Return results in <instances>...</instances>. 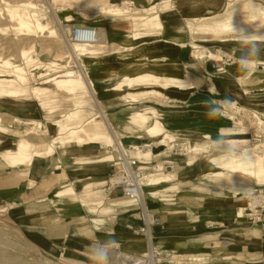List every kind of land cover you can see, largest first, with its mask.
Masks as SVG:
<instances>
[{
	"label": "rangeland",
	"instance_id": "obj_1",
	"mask_svg": "<svg viewBox=\"0 0 264 264\" xmlns=\"http://www.w3.org/2000/svg\"><path fill=\"white\" fill-rule=\"evenodd\" d=\"M6 1L14 4L21 0ZM31 1L36 5H42V11L45 15L49 14L46 13L47 5L44 0H40V3L39 0L37 2ZM51 2L53 1L51 0ZM109 2L131 9L123 17L113 22L117 27L118 25L126 26V31H124L126 37L118 41L111 40L108 37L106 48L104 50L100 48L102 53L80 59L82 69L94 80L95 85L100 88L104 95L100 98L102 102L99 100L102 104L99 105L101 112L104 111L110 115L124 110L125 114H117L120 122L113 126L110 125V131H112L118 144L120 143L128 151L144 150L146 143H149L152 153L156 154L164 148L158 146L161 138L164 139L162 143L166 144L168 149L173 142L179 139L190 140L196 146V152L193 154L186 153V156L188 155V159L191 161L188 163L191 165L190 168H194L191 173L194 172V175L198 176L195 180L196 187L199 188L197 193L206 197V206L200 211L202 215L206 216V234L203 237L206 238L207 244L205 247L203 246V239L194 243L186 237L178 240L175 236L167 234L168 232L161 225L157 227L152 224L151 230L153 229L156 235L155 241L158 242L156 245L157 250L153 252V255L156 253L153 259L152 254L147 252L145 248L146 236L139 232L142 225L138 226V229L126 230L122 234L123 238L118 239L116 236L120 234L114 228L116 222L113 218L115 213L121 210L120 203L103 201L106 198L103 190L107 188L114 168L111 167L110 162L117 158L115 155L117 149L114 148V145H111L109 148L103 147L98 153L99 155L97 154V156H109L110 154L107 162L92 163L93 166H100L97 169V175H104L106 180L104 179L102 183L93 181L90 186L85 182V178L88 176L85 167L91 166V163L84 165L85 167L76 165L78 169H74L70 164L62 165L57 160H52L53 157L58 155L57 150H55L50 157L45 156L48 159L46 168H62L61 175H45L40 179L39 176L18 175V177L16 176L18 182H24L26 179L27 181L24 185H21L23 184L21 183L18 188L14 186L13 189H11V185L13 182L16 183V180L13 179V181L11 176L3 179L4 186L10 188L6 189L8 191L4 190L3 192L4 202L0 201V264H131V261L137 259V262L138 260L141 262L142 258H148L149 255L150 258L148 260L144 259L145 262L142 261L140 264L143 262V264H148V261L149 264H264V213L255 223L248 220L244 221L243 217L236 218L235 216V212L239 208L244 209L248 203L253 201L252 197L254 195L259 192L264 193V185H257L251 177L227 172L209 162V158L214 156H238L243 154L244 151L250 150H255L258 154H261V145L264 142V84L262 85V81L264 82V22L261 18L259 23L248 20L250 25L248 30L240 32L231 30L227 33L206 36L208 41L198 39L191 32L193 29L197 31L198 25L223 19L229 14H236V10L243 3H259L264 7V0H109ZM53 4L51 6L54 11L59 10L57 12L67 14V16L71 15L74 17L73 20L77 22L106 23L105 20H102L103 17H99L101 13L97 12L104 4L103 0H54ZM2 6L3 4L0 2V9ZM148 6L151 7L150 10L146 8ZM82 13L93 17L84 19ZM140 15H155V18L146 28L147 35H142L137 40H133L127 36L133 30L131 16L137 17ZM198 17H206V20L195 21ZM160 21L162 24H160ZM9 24L6 15L0 14V25L8 26ZM66 31L65 28L63 32L66 33ZM102 33L101 30L100 34ZM247 35H253V38H257V40L244 41ZM63 39L61 37L59 42L58 39L48 38L47 33L35 34L31 37L14 35L10 31L0 33V56L18 57L21 48H29L30 46H33L32 53L35 52L33 54H39V60L32 62L33 66L27 68L29 73L35 70V74L29 75L26 71L29 84L28 93L18 97H4L14 108L11 111L12 113L9 112L6 115L0 113L4 122L12 126H10L7 134L1 135L0 150L6 147L13 148L22 136L30 141L28 143L30 150L35 148L43 151L49 145L51 139L57 136V131L53 128L44 132L36 128L37 123H51L59 117L60 113L74 108L71 97L61 90L49 92L45 96L37 98L31 92V88L40 86L42 82L45 85H50L49 78L64 77L63 72L68 71V68L76 73V76L73 77L79 75L71 60H65V64H60L61 67H54L53 64L52 67H46L48 60L43 58L45 52L58 58L67 56L69 53L67 42H64ZM101 39L103 38L101 37ZM221 39L225 41H220ZM166 43L175 44L184 51L183 61L171 66L164 64V59H160L158 53L162 45ZM114 50H117L116 53H113ZM191 50L201 55V59L194 60V58H191ZM209 54L210 57L206 58ZM205 58L208 61L204 65H195L197 60L201 61ZM249 61L254 62V65L249 66L247 64L250 63ZM235 65H238L236 68L240 73L237 77H230L222 73L225 69ZM126 68L131 71H149L161 77L172 76L175 79H184L186 82L185 87L183 89L169 88L163 90L155 85L140 86L133 89L123 87L121 91L110 90L115 86L122 71ZM219 68L224 69L218 72ZM191 78L200 81V87L194 89L189 82ZM147 90L159 91V95L149 92L141 93ZM132 91L139 94L135 96L133 102L127 101L129 98L123 96ZM253 93L260 95L256 96ZM168 99L170 101L174 99L175 103H168ZM176 100L179 103H176ZM177 104L179 106L174 107ZM221 105L224 106V109L231 106L238 108L235 113L234 124L227 118L219 116L217 109ZM145 106L155 108L152 113H149L150 116L154 115L159 119L161 118V122L172 123L174 126L173 128L162 127L155 138L141 139L138 144H131V136L139 129V122L127 123V117L131 114L128 107L137 110ZM93 109L91 115L99 120L101 118L99 112L95 106ZM177 109L184 111L183 114L172 116L168 112ZM47 112L53 114H47ZM229 115L234 118L233 114ZM253 115H256L257 120ZM15 120L19 121L16 122ZM233 126L240 128L241 133H227L226 130L232 129ZM39 130L40 132H38ZM14 132L18 136L15 137L12 134ZM168 134L171 135V139ZM231 139L236 141H229ZM241 139H247L249 142H240ZM86 142L90 141L86 140L82 147ZM101 144L103 146V143ZM155 145H157V148H155ZM72 150L77 149L72 148ZM165 154L174 162V168L166 178L167 182L143 187L144 189L150 188L152 191L161 193L160 190L166 188L162 187L164 184L174 183L177 179V172L180 170L179 165L185 162L186 156L173 155L169 150ZM129 157L134 156L129 155ZM138 159L148 160L149 157ZM106 165H110V167H108L109 174L105 175L103 174V167ZM4 167L11 168L0 159V168ZM13 170L16 173V169ZM218 170L228 173V176H213L212 172ZM94 171L96 172V170ZM157 176L154 178H157ZM37 180H41V183H36ZM66 180L68 181L66 182ZM42 183L45 184V189L49 194L48 198L45 197L47 198L45 202L47 207H55L50 199L56 190L65 187L68 189L69 186L73 185L75 192H64L61 197V206L68 203V205L73 206L75 213L83 214L80 222L74 227L75 234L72 236L71 242L65 247H60L57 253L48 252L45 248L46 244L28 233V228H19L16 214L11 210L12 206L25 202L23 199L25 200L24 192L27 188L34 190L40 187ZM172 189L178 191L176 188ZM11 192L14 199L10 196ZM160 197H165V195L159 196L157 194L155 199ZM114 199L137 204L134 200L121 197L120 193ZM86 203L88 205H85ZM104 206L110 208L111 211H108V214L101 215L100 222H93L91 218L97 216L95 211L97 212ZM133 207L140 209L139 205L131 208ZM62 208L57 210L58 213H64ZM151 214L153 215L152 210ZM251 232L253 234H250ZM128 238L139 240L140 246H143V248L139 250L128 247ZM167 250L171 251V254L169 257H164ZM116 251L119 253L121 251L123 254H120L122 256L118 254L122 259L121 261L120 257L116 256L117 253L110 256L111 252ZM135 264L137 263L135 262Z\"/></svg>",
	"mask_w": 264,
	"mask_h": 264
},
{
	"label": "bare ground",
	"instance_id": "obj_2",
	"mask_svg": "<svg viewBox=\"0 0 264 264\" xmlns=\"http://www.w3.org/2000/svg\"><path fill=\"white\" fill-rule=\"evenodd\" d=\"M34 1L37 2L38 0H34ZM44 1H45L44 3L47 5L46 13H49L48 15L50 17L48 15H45V13L42 11V8H43L42 5L40 4L36 5L31 0H21L14 4L10 3V1L0 0V2L3 4L2 8L0 9V14L6 15L7 22L10 23L8 26L0 25V33L4 31H10L14 33V35H23V36H30V37L31 35H35V34L47 33L48 38L50 37V38L59 40L61 39V37L64 38V34H65L63 32L64 29L66 28L67 30L66 32H68V29H69V25L63 27L62 26L63 23H65L66 21H73L74 23H81V22H77L73 20L74 17L71 15L67 16V14L57 12L59 10L54 11V8L52 7L54 5L53 4L54 0H52L53 2H51V0H44ZM103 1H104V4L101 5V7L99 8V10H97V12L101 13L99 17H103L102 19L105 20L106 23L116 22L120 17H123L128 11H131V9H128L127 7L123 5L118 6L117 4L109 2V0H103ZM38 2L40 3V0ZM146 8H148L147 10L151 9L150 6ZM236 11H237L236 14H229L223 19L215 20L211 23H203L201 25H198V27L196 28L197 31L193 29L191 32L193 35H196L198 39H203L205 41H208L206 36L210 37V36H214L220 33H227V32H231V30L238 31V32L248 30L250 27L248 20L259 23L260 22L259 19L261 18L262 22H264V7L261 6L259 3H253V2H248L246 4L243 3ZM81 15H83L84 19H91V17H93L91 15L84 14V13H82ZM154 18H155V15H151V16L140 15L137 17L131 16V19H132L131 25H132L133 30H131V33L127 36L132 38L133 40H137L142 35L146 36L147 35L146 28L148 27V25L152 23ZM204 20H206V17H202V18L198 17L195 19V21H200V22ZM160 24H162L161 21H160ZM121 26L122 25H120L119 28H121ZM122 27L126 29L125 25H123ZM188 29L191 30L189 27ZM101 30L103 32L102 34H100ZM99 31H100L99 32L100 40H98V42L92 45H82V44H76V43L69 45L67 43V50L69 51L67 56L58 58L56 56H51V54H48L46 52L45 54H43V58L48 60L47 61L48 65L46 67L48 66L52 67V64L54 65V67H57V66L61 67L60 64H65L64 63L65 60L67 61L71 60L73 61L76 67L75 69H77V71L79 72V75L77 77H73V76H76V73L74 72V70H69L68 68V71L63 72V74L65 75L64 77L58 78L56 76L53 78H49V80L51 81V82L49 81L50 85H45L43 84L44 82H42L40 86L31 88L32 95L37 98V97L45 96L46 93L61 90L65 92V94L71 97V99L73 100L74 108L67 112L60 113L59 117L56 118V120H53L51 123H37L36 128L41 129L44 132H46L47 129H53V128L56 129L57 131L56 132L57 136L51 139V142L49 143V145H47V147L43 151L37 150L35 148L30 150L28 148L30 146L28 144L30 141L27 140V138H24L22 136L20 137V139L17 140L13 148L6 147L0 150L1 161L5 164H8L12 169H16L17 177L18 175L19 176L20 175L21 176L30 175L33 177L44 175L43 173L45 172L46 164L48 163L47 157L48 156L50 157L55 150H57L58 155L56 157H53L52 160H57L62 165L70 164L68 159H71V164H78V165H82L86 163L89 164V163L107 162L108 159L110 158V154L109 156L100 155L95 158H90L85 155L86 151L82 147V144L86 140L90 141L86 143H91V142L92 143H97V142L103 143V147L105 148H109L111 145H114V148L117 149L116 150L117 154L115 153L117 157L121 156L122 152L128 157L129 155H131L137 159L140 157H143V158L152 157L153 153H152V150H150L149 143H146L147 145L144 150L135 149V151H128L120 143L118 144L114 135L112 134V131H110V125L113 126L114 124H118L120 122V118L117 117V114H120V115L125 114L124 110H120L117 113H111L110 115L107 112H104V111L101 112V109L99 107V105L101 104L100 98L104 95L102 91L100 90V88L97 85H95L94 80L87 73H85L84 70L82 69V64L80 63L81 61L80 59H82L83 57L85 58L88 56H94L96 54H100L102 53V50H100V48L103 50L104 48H106V44H107L106 39L108 38L107 31L105 30L104 26L102 29H99ZM101 37L103 39H101ZM253 37H254L253 35H247L245 36L244 41L249 42V41L257 40V38H253ZM63 40L65 42V38ZM220 41H225V40L221 39ZM55 45L57 44L55 43ZM58 47H61V46L58 45ZM32 48L33 46H30L29 48L28 47L21 48L18 57H14L10 55L6 57L0 56V113H3V114L5 113L4 115H6V113H9V112L12 113L11 111L14 108V106L8 103V101L4 99V97H18L21 95H26L28 93L29 84L27 81L26 74L29 73V71L27 70V68L33 66L32 62L34 63L39 60L38 58L39 54L38 55L33 54L35 52L32 53ZM116 51L117 50H114L113 53H116ZM190 54H191L190 55L191 58H194V60L201 59L200 57L201 55H198L195 51L191 50ZM207 57L209 58L210 54L206 56V58ZM206 58L202 59L201 61L197 60L195 65L196 64L204 65L205 62L208 61ZM214 58L216 59V57ZM249 62L250 63H247L249 66L254 65V62L252 61H249ZM123 66L127 67L128 65H123ZM237 66L238 65H235L233 67L230 66L229 68L225 69L222 73L230 77H237L240 74L238 69L236 68ZM223 69L224 68H219L217 71L220 72ZM35 72H36L35 70L31 71L29 75L30 74L34 75ZM43 81H46V80H43ZM185 83L186 82L184 79L183 80L179 78L175 79V77H172V76L171 77H166V76L161 77L149 71H144V70L143 71L142 70L141 71H134V70L131 71L130 69L127 70L126 68L124 71H122L120 75V79H118L115 86L112 87L110 90H113V91L120 90L121 91L123 87L133 89L136 87L139 88L140 86H155V85L161 87V89L163 90H167L169 88L183 89L185 87ZM148 92L155 93V94L159 93V91H156V90H147L141 93H148ZM138 94H139L138 92L132 91V92H127L126 95H124L123 97L129 98V100L127 101L133 102L135 96H137ZM172 102L174 103L173 99L171 101L169 100L168 103H172ZM94 106L99 112V115L101 117L99 120H96L91 115L92 110H94L93 109ZM128 109L131 110L130 112L131 114L130 115L128 114L129 115L128 117L126 116L128 118L127 123L133 124L134 122H139V126H138L139 129L136 130L137 132H135L131 136V139H130L131 144H138L141 139L155 138V136H157L160 133L162 127L173 128L174 126L172 125V123H163L164 121L161 122L160 121L161 118L159 119L154 115L150 116L149 113H152L153 110H155L154 107L145 106L137 110H135L132 107H128ZM47 114H53V113L47 112ZM228 116L230 117V119H233L231 115L228 114ZM15 121L18 122L19 120H15ZM258 121L260 122V120ZM10 126L11 125L6 124L4 122L3 117L0 115V137L1 135L7 134L9 132ZM226 131H228L227 133H231V134L241 133L240 128H236L234 126L232 129L226 130ZM38 132H40V130ZM12 134H14L15 137L18 136L16 132ZM168 136L170 139L172 138L171 135L168 134ZM163 140L164 139L161 138L160 145L166 146V144L162 143ZM229 141L235 142L236 140L231 139ZM239 141L249 142V140L247 139H241ZM261 146H262L261 154H258L255 150H250L247 152L244 151L243 154H240L238 156L236 155L214 156V157L209 158V162L215 167L226 170L227 172L239 173L241 175H246L248 177H251L253 178L255 184L257 185H264V142L262 143ZM72 148L77 149V150H72ZM196 150H197L196 146L190 143L187 148V151L189 152L187 153L193 154L194 152H196ZM188 157H189L188 155L185 157L184 163L186 165H189L188 163L191 162L190 159H188ZM98 167L100 168V166ZM159 167H161V165H158V168H155V170L150 172L149 175H147L146 178L143 180L142 185H141L140 197L131 198V200L136 201L137 204L129 203V202H121L118 199L111 200L109 198H104L103 201L106 200L108 203L110 202L120 203L121 210H126L128 208H131L132 206L139 205L143 213L147 215V217H150L151 210L149 209L150 205H148V200L152 199L154 201L155 196L157 194H159V196H161L162 194L164 195L166 190L163 193L161 192L162 193L161 194L158 191H154V190L152 191L150 188L144 189L143 187H149L150 185L158 184L160 182H167L166 178L170 175V172H172V171H167L163 168L159 169ZM85 169L87 170L88 168H85ZM97 169L98 168H92L91 169L92 171L88 173V176L85 178V182H87V185L90 186L91 182L93 181H97V183H102L104 179L106 178L104 177V175H97ZM94 170H96V172ZM212 173H213L212 175L215 177L228 176V173H224V171L222 170L214 171ZM157 175L158 176L162 175V176L158 177ZM155 176H157V178H154ZM110 178L111 179L109 180H113L112 177ZM25 181H27V179ZM24 184L25 183L23 182V184L21 185H24ZM64 190H67V191H64ZM64 192L66 193L75 192L73 185L69 186L68 189L66 187L59 188L58 190L54 192L53 197L50 199V202L53 205H55V208L57 210H60L62 207L61 197L64 194ZM85 205H88V204L86 203ZM242 209L243 208H239L235 212L236 218L241 217ZM108 211H111V210L107 206L102 207L97 212L95 211L97 216L91 218L92 221L95 223L100 222L101 221L100 216L108 214L109 213ZM151 228L152 227L147 228L146 230L147 232L145 233L144 236H146V243H145L146 251L150 252L153 257V252L157 250L156 245L158 242L155 241L156 235L153 229L151 230ZM250 234H253V233L251 232ZM116 237L118 239L123 238L122 235H118ZM127 241H128L127 242L128 247H132V248L139 249V250L143 248V246H140L139 240H133L131 238H128ZM114 253H117L116 256H119L120 254H122L121 251L120 253L116 251V252H111L110 256H114ZM170 254H171V251L167 250L166 253H164V257H169ZM125 257H122V258H125ZM149 258H150V255L148 256V258H145V259L148 260ZM119 259L120 261L122 260L121 257ZM127 261H130V260H127ZM142 261H144V259ZM135 262L137 264L141 263L139 262V260L137 262V259H135L134 261H131V264H135ZM153 263H154V260H153ZM148 264H149V261H148Z\"/></svg>",
	"mask_w": 264,
	"mask_h": 264
},
{
	"label": "crops",
	"instance_id": "obj_3",
	"mask_svg": "<svg viewBox=\"0 0 264 264\" xmlns=\"http://www.w3.org/2000/svg\"><path fill=\"white\" fill-rule=\"evenodd\" d=\"M101 20V19H100ZM103 20V19H102ZM91 26L98 27L100 29L105 28L107 31V36L114 41L123 40L126 37V33H124V28L115 27L114 23H88ZM112 25V26H111ZM185 56L184 51L179 46L175 44L166 43L162 45L158 53V57L160 59H164V64L166 65H175L183 61ZM189 82L193 85L194 89L200 87V81H197L195 78H191ZM257 82V81H255ZM264 82L262 81V85ZM255 90V89H254ZM259 90V89H256ZM260 95V94H253ZM175 99V98H174ZM173 99V100H174ZM175 103V102H174ZM176 103H179L176 100ZM179 106L174 105V107ZM167 111V110H164ZM172 116H180L184 111H176L169 110ZM164 146V145H158ZM84 150L86 151L85 155L90 158L97 157V154L103 148L101 143H86L83 145ZM157 148V145H155ZM99 155V154H98ZM70 162V166L74 169L78 167H85L84 165L71 164V159H68ZM90 164V163H89ZM77 165V166H76ZM99 165L87 166L86 171L88 173L92 168H99ZM191 165H186L182 162L179 167L180 170L177 172V179L174 183L164 184L162 187H166L161 189V192L165 190V197L148 200L149 209L152 210L153 215L157 217L161 221V226L165 229L170 236H175L176 239L180 240L182 237L188 238L192 243L202 240L204 243L203 246H206V238L203 237L206 234V216L202 215L200 209L205 208L206 206V197L203 195H199L196 187L195 180L198 176H195L194 171L190 168ZM110 165H106L103 167V174H109ZM192 169V170H191ZM60 171V172H58ZM71 171V170H70ZM16 172V171H15ZM72 172V171H71ZM62 168H54L50 169L47 167L45 169L44 175L46 176H54L61 175ZM44 175H39L43 177ZM10 177L16 180V173L14 170L9 167L0 168V201H3V192L8 191L4 186V178ZM32 177V176H31ZM37 178V179H38ZM14 181V180H13ZM68 180H66L67 182ZM26 181H24L25 183ZM41 183V180H37L36 183ZM17 183V184H16ZM16 183L13 182L11 185V189L13 187H19L21 183L16 180ZM45 184H40V187L31 190V188H27L24 192L25 200L23 199V203H19L15 206H12L11 210L15 212L16 217L18 219V227L28 228V233L32 234L33 237L38 238L40 242L46 244L45 248L48 252L57 253L60 250V247H65L69 242H71L72 236L74 233V227L76 224L80 222L82 213H75V209L73 206L67 204H63L62 212L63 214L58 213L57 209L53 207L46 206V199L48 198V192L45 189ZM80 185V183H78ZM187 185V187H186ZM81 186V185H80ZM79 186V187H80ZM176 188L178 191H174ZM172 189V190H169ZM206 190V189H205ZM106 198L114 199L118 191L111 192L107 188L103 190ZM10 196L13 198V193H10ZM47 197V198H45ZM7 202V201H6ZM131 209V210H130ZM116 223H114V228H116V232L120 235L125 233L124 230L129 229H138V226L143 225V218L141 210L137 207L128 208L126 210L117 211L114 215ZM264 263V262H263Z\"/></svg>",
	"mask_w": 264,
	"mask_h": 264
},
{
	"label": "built area",
	"instance_id": "obj_4",
	"mask_svg": "<svg viewBox=\"0 0 264 264\" xmlns=\"http://www.w3.org/2000/svg\"><path fill=\"white\" fill-rule=\"evenodd\" d=\"M69 25L68 32L64 34L65 42L69 45L72 44H82V45H92L98 42L99 39V29L98 27L89 25L86 21L82 23H74L73 21H66L62 26ZM226 107V106H225ZM227 109V110H226ZM220 106L217 109L219 116H223L228 120L232 121L234 124L235 113L238 108ZM228 114H233L234 118L230 119ZM256 117V115H253ZM257 120V117H256ZM258 124V123H257ZM190 140L179 139L173 142L168 149L167 146H163V150L154 153L148 160H139L134 157H128L122 152V155L112 160L110 163L113 168V173L111 177L113 180L108 181L107 189L111 192L118 191L123 198H139L141 195V185L143 180L149 175L150 172L158 168L172 171L174 168L173 160L166 155L167 150L171 151L173 155L186 156L187 148L190 144ZM151 150V149H150ZM111 179V178H110ZM253 201L247 204L242 210V215L240 218L251 221L255 223L260 219L264 213V193L259 192L257 195L252 197ZM141 210L143 225L139 229V232L143 235L147 232V228L154 226H160L161 221L154 215L147 217ZM147 235V234H146ZM156 253H154L153 257ZM145 259V258H142ZM143 264V263H142Z\"/></svg>",
	"mask_w": 264,
	"mask_h": 264
}]
</instances>
